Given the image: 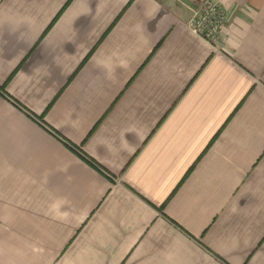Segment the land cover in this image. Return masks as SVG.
Listing matches in <instances>:
<instances>
[{
	"label": "crops",
	"instance_id": "1",
	"mask_svg": "<svg viewBox=\"0 0 264 264\" xmlns=\"http://www.w3.org/2000/svg\"><path fill=\"white\" fill-rule=\"evenodd\" d=\"M0 0V264H264V0ZM4 89V90H3Z\"/></svg>",
	"mask_w": 264,
	"mask_h": 264
},
{
	"label": "built area",
	"instance_id": "2",
	"mask_svg": "<svg viewBox=\"0 0 264 264\" xmlns=\"http://www.w3.org/2000/svg\"><path fill=\"white\" fill-rule=\"evenodd\" d=\"M189 30L211 44H217L227 20V12L217 0H192Z\"/></svg>",
	"mask_w": 264,
	"mask_h": 264
},
{
	"label": "trees",
	"instance_id": "3",
	"mask_svg": "<svg viewBox=\"0 0 264 264\" xmlns=\"http://www.w3.org/2000/svg\"><path fill=\"white\" fill-rule=\"evenodd\" d=\"M4 90V89H3Z\"/></svg>",
	"mask_w": 264,
	"mask_h": 264
}]
</instances>
